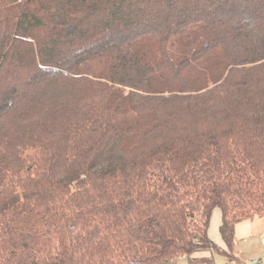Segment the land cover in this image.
<instances>
[{
    "label": "trees",
    "instance_id": "16d2710c",
    "mask_svg": "<svg viewBox=\"0 0 264 264\" xmlns=\"http://www.w3.org/2000/svg\"><path fill=\"white\" fill-rule=\"evenodd\" d=\"M216 209L264 216V0H0V264H214Z\"/></svg>",
    "mask_w": 264,
    "mask_h": 264
},
{
    "label": "crops",
    "instance_id": "0c3cea01",
    "mask_svg": "<svg viewBox=\"0 0 264 264\" xmlns=\"http://www.w3.org/2000/svg\"><path fill=\"white\" fill-rule=\"evenodd\" d=\"M211 218H213L211 228L208 229V236L212 242L220 249V253H215L219 255H227L228 260L223 264H248L250 261H258L254 264H264V247L261 244L264 238V226H261L260 219H255L253 221L247 220L236 224L235 226V239L242 241L243 247L239 249V253L234 251L229 252L221 240L219 235V226L221 222V214L218 209L214 210ZM264 220V219H262ZM211 222V221H210ZM264 222V221H263ZM252 238L256 242H252ZM251 242V243H250ZM256 245V248L254 246ZM229 252V253H228ZM211 252H197L190 256V258L201 259V258H212L214 264V255ZM226 257V256H225ZM186 258L187 257H180ZM176 263V261H175Z\"/></svg>",
    "mask_w": 264,
    "mask_h": 264
},
{
    "label": "rangeland",
    "instance_id": "374dc122",
    "mask_svg": "<svg viewBox=\"0 0 264 264\" xmlns=\"http://www.w3.org/2000/svg\"><path fill=\"white\" fill-rule=\"evenodd\" d=\"M255 219H260L259 221L261 223V226H264V222H263L264 220H262V219H264V216H257L256 215L253 218H251L250 221H253ZM212 221H213V218H211V222H210V225H209L210 228H211V225H212ZM235 241H236V244H235V252H238L239 253V249H241V247H243V244H242V241H239L237 239H235ZM252 242L255 243L256 240L254 238H252ZM254 248H256V245L254 246ZM215 253L216 252H212V254H215ZM225 256L219 255V254H215L214 255L215 264H223L224 262H226L228 260V256L227 255H225ZM175 264H187V260H186V258H178L176 260V263Z\"/></svg>",
    "mask_w": 264,
    "mask_h": 264
},
{
    "label": "built area",
    "instance_id": "2783aa9c",
    "mask_svg": "<svg viewBox=\"0 0 264 264\" xmlns=\"http://www.w3.org/2000/svg\"><path fill=\"white\" fill-rule=\"evenodd\" d=\"M261 244L264 247V238L262 239ZM256 262H258V261H250L248 264H254ZM168 264H173V263L171 262V263H168Z\"/></svg>",
    "mask_w": 264,
    "mask_h": 264
}]
</instances>
